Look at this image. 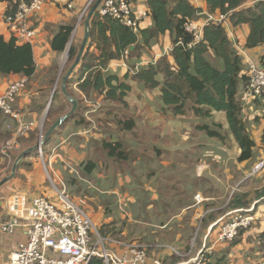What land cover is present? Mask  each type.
<instances>
[{
    "label": "trees",
    "instance_id": "1",
    "mask_svg": "<svg viewBox=\"0 0 264 264\" xmlns=\"http://www.w3.org/2000/svg\"><path fill=\"white\" fill-rule=\"evenodd\" d=\"M4 1L8 2L5 12L7 18L14 12L16 5L12 3V0ZM204 1L208 13L226 14L232 26L248 24L247 48L264 45V0ZM247 1H253V3L244 6ZM146 5L152 25L145 29L139 28L137 32L118 19L110 16L100 17L98 12L94 11L89 21L90 35L83 55L66 82L68 93L77 101L76 110L65 122L55 128L51 135L64 127L66 122H71L73 126L82 128L81 131H86L87 129L83 128L90 124L86 117L88 113L96 110L97 101L126 105V98L132 90V84L137 83L147 90L159 91L158 101L161 104V112L169 110L172 116H182L190 111L195 117L204 121L197 124L198 130L205 131L210 138L221 142H225L227 136L231 135L239 149L237 161L251 160L254 141L246 130L242 116V103L237 99L239 83L242 82L244 85L247 81L245 72L242 74L245 64L223 25L212 22L205 24L200 41L193 43V35L185 29L184 24L188 20L198 18L197 13L202 12L201 9L194 7L189 0H146ZM91 7L81 20L86 18ZM72 31V24L58 26L50 42L52 50L58 53L66 51ZM165 33H169L171 37L172 48L169 53L172 61L168 60L167 56H162L154 63L135 69L133 65L135 63L131 64V61L138 59L144 48H150L152 43ZM92 47L94 52L90 51ZM78 51L76 44L72 43L69 46L67 62L61 71L58 83L59 80L61 83V77L75 60ZM209 55L215 57L218 65L208 59ZM121 57H126L128 63V70L124 75L119 76L106 70L112 60ZM256 60L264 68V54ZM57 69L59 67L55 65L51 67V72L55 73ZM34 72L35 62L31 43L21 42L13 34L8 40L0 35V73L18 74L21 77L30 78ZM58 100L64 101L67 105L58 104ZM66 106L71 108V103L63 94L61 87L56 86L44 123L50 126L57 118L68 112L69 109L65 110ZM45 107L46 103L43 104L42 109L44 110ZM112 110L109 105L105 113L111 114ZM216 113L224 114L227 132H222L223 126L214 121ZM9 120H11L9 116L0 112L1 139L4 138L5 131L11 135V132L5 128ZM205 120H209L210 123ZM115 125L119 130L129 131L134 129L136 123L134 119L118 118L115 120ZM37 133L36 125L27 136L31 135L35 138ZM51 135L43 145L50 140ZM101 145L108 158L119 161L128 158L124 145L120 141L109 137L102 139ZM31 153L32 151L23 156L19 164L25 166L24 158ZM96 167L95 161L87 159L80 163L79 170L83 176H89ZM254 197L264 198V186L254 192ZM250 203L248 193L235 192L227 203L226 209L248 208ZM114 230L115 228L108 224L100 226L104 236L115 233ZM243 230L246 229H240L238 235ZM237 237L231 242L236 243ZM88 264H103V261L99 257H93Z\"/></svg>",
    "mask_w": 264,
    "mask_h": 264
},
{
    "label": "rangeland",
    "instance_id": "2",
    "mask_svg": "<svg viewBox=\"0 0 264 264\" xmlns=\"http://www.w3.org/2000/svg\"><path fill=\"white\" fill-rule=\"evenodd\" d=\"M131 7L133 9L132 4ZM208 59L218 65L213 55H209ZM66 62L59 71V77ZM244 72H246V66ZM137 86L140 85H137V83L132 85V88H136V91L128 94L126 105L110 101H97L95 104L96 110L88 113V117H86L90 124L83 129L89 130V133L83 135V139L80 138L81 140L78 144L82 146L76 149V158L71 159L62 156L63 158L60 159L56 155H64L56 148L52 140V136L58 130L51 135V139L47 144L41 146V153L39 149L34 152L32 151L30 155L24 158V164L26 165H22L19 171L18 169L16 170L12 177L14 179L10 180L7 184L4 183L12 190L11 194L16 192L29 195L47 194L55 199L52 190L53 184L58 188L66 190L70 199L79 205L90 217L99 235L104 237V244L110 247V243L105 237L123 241H129V239L124 236L115 235L116 233L104 236L100 231V225H103L104 222H107L110 226L112 222H116L115 224L122 229V232L127 234L131 227L133 229L131 236L138 238L141 236L140 229L148 230V233L151 230L159 232L160 230L155 225L166 222L171 216L183 209L188 202L187 199L190 198V194L201 187L199 180L192 175L193 169H190V166L194 162H196L198 171L202 168L199 167L202 165L201 163L207 162L206 171L208 172L206 175L211 178L213 184L218 183L223 178L218 171L220 170L218 166L223 158L220 154L222 150L220 147L223 146L218 141L210 138L203 130L196 129V136H194V140L191 139L194 135L193 124L195 122L200 124L204 121L195 117L190 111H187L182 116L172 117L173 119L170 117L172 114L169 110L162 112V115L159 114L160 112L157 113V106L155 104L157 99L154 91H144ZM58 87H60V80L57 84ZM59 103L66 104L62 100H58ZM253 103L255 102L252 101L250 104ZM109 105L113 109L111 114L105 113ZM67 107L65 110H70V106L69 108ZM100 115L104 119L98 121L97 118ZM118 118H122L123 120L134 119L136 126L133 130L129 131L119 130L115 125V120ZM147 118L150 120V132L147 131L146 125L149 123ZM218 120L222 121L220 115L215 117V121ZM41 121L38 123V126L41 125ZM205 122L210 123L209 120H205ZM244 122L248 131L247 119H244ZM164 124L166 125L165 131L162 130ZM176 124L178 127L176 131L182 137L177 132L168 133ZM48 127L47 124L43 123L41 133L44 134ZM79 129L82 128H78L77 131ZM222 132L224 131L222 130ZM158 133L160 135L165 133L169 142L165 137H158ZM154 134L156 137H153ZM39 135L40 129L38 128L34 144L38 141ZM173 135L174 137H172ZM9 136V133L7 134L5 131L3 141ZM109 137L123 143L128 155L127 159L119 161L107 157L106 151L102 148L101 140L108 139ZM172 143H175L176 146ZM191 144H194L193 148L186 149ZM225 145L226 147L228 146L227 155L233 156L234 150L231 149V143L227 141ZM23 150L24 148L11 150L13 152H11L13 158L11 161H8L7 158L0 159V168L2 166L4 168V172H0V180L11 173L15 158ZM159 150H162L163 154H158ZM209 157H212L210 161L208 160ZM50 158H52L51 161L49 160ZM87 159L95 161L97 167L91 175L83 176L79 170V165ZM181 164L184 165L183 168H180L182 167ZM254 165L255 163L244 168L245 174L243 171H240V175V172L234 174L235 166L232 165L231 161L228 162L227 171L234 178V182L241 181L240 186L235 187V189L239 187L240 190L245 184L247 192L252 193L254 182L246 184L243 178L248 170L249 172L251 171ZM28 175L31 176L32 181L28 179ZM73 180L74 182H72ZM206 182L207 184L209 183V181ZM112 191L117 192L119 196L110 193ZM201 193L207 192L202 191ZM150 194H154L156 197H149ZM134 207H138V213L133 211ZM105 208L106 210H104ZM125 212H128L129 217L132 219L131 221L123 218L122 215ZM188 213V211H185L183 215L186 216ZM178 222L179 219L175 220V218H172L167 223V229L163 230V232H170L169 229ZM251 226L255 227V223ZM195 232L196 226L191 232L192 236H194ZM164 234L161 232L159 237L162 238ZM166 234L169 235L168 233ZM200 234L201 232H199ZM171 248L179 251L178 244L174 240L162 244L160 250L163 252L171 251Z\"/></svg>",
    "mask_w": 264,
    "mask_h": 264
},
{
    "label": "crops",
    "instance_id": "3",
    "mask_svg": "<svg viewBox=\"0 0 264 264\" xmlns=\"http://www.w3.org/2000/svg\"><path fill=\"white\" fill-rule=\"evenodd\" d=\"M189 1L194 7L201 9V11H207V5L204 0ZM86 2L87 0H47V2L39 11L33 13L29 17L31 21V26L35 31V35L31 43V47L33 50V58L35 62V72L30 78H27L26 89L21 91L16 97V108L20 109V112L25 118L34 120L36 124H38L43 119L45 109L43 110L42 106L44 103H46L47 105L53 87L55 86L56 88L58 84V82L56 83V80L57 78H59V71L61 70V66L66 52L64 51L63 53H58L52 50L50 46L51 39L57 31L58 26L72 24L73 31L69 39L68 46L74 43L78 46V48L80 47L87 28L85 24V19H79V13L84 8ZM129 2L133 5V9L136 11L137 16L139 17V28H149L152 25V21L149 15V10L146 5V0H129ZM252 3L253 1H247L244 3V6L251 5ZM68 5H70L71 7H69ZM7 6L8 2L0 0V35H2L6 40H8L11 35L8 30V24L5 16ZM197 21H202V18L198 17ZM225 30L235 48L239 47L246 49L247 54L256 59L260 55L264 54V45L250 49L246 47V39L249 32L248 24L244 23L238 26H232V24H230L228 21L227 25L225 26ZM171 48L172 41L170 34L165 33L161 35L155 42H153L150 48H144L141 51L139 58L136 60H132L131 64L135 63L133 65H135V69H138L140 67L148 65L149 63H154L162 56H167L168 60L172 61V58L169 53L171 51ZM90 51L94 52V47H92ZM243 62L245 63L244 60ZM55 65H57L59 69H57V71L53 73L51 72V67ZM244 69L245 67L243 68L242 74H244ZM106 70L114 74H118L119 76L124 75L128 70V63L126 57H121L119 59L112 60L107 65ZM19 77L21 76H19L18 74L3 75L0 73V90L6 89V87L11 82L17 80ZM243 86L244 85L242 82L239 83L237 92V99L242 103ZM137 87L143 89L144 91H150L145 88H142L141 86ZM135 89L136 88H132L131 92H135ZM153 91L157 99L155 101V104L157 106V113L160 112L159 114H161L162 112L159 110L161 108V104L158 101L159 91ZM256 100L253 104L242 105L243 119H247V129L250 133L251 139L255 143L253 148V158L251 160L241 162L237 161L239 149L234 143L231 135L227 136L225 142H221L217 139L212 138L215 141H218L221 146L224 147H220V149H222L220 151V154L223 158L222 162L218 166V168L220 169L218 171L220 172V175L223 178L218 183L213 184L211 182V178L206 175V173L208 172L206 171L207 162H202V165L199 166L202 167L199 169L201 172L198 171L196 162H194L192 166H190V169H193V172L191 171L192 175L199 180L201 187L190 194V198L187 199L188 202L183 207V209H181L175 215L171 216L166 222H163L160 225H155L156 228L160 230L159 232L151 230V232L148 233V230L140 229L141 236L135 238L131 236L133 233V229L131 227L127 234L125 232H122V229L119 228L117 224H115L116 222H112L111 227H115V235L124 236L125 238L129 239L128 242L138 241L146 244L149 255L159 256L165 264H175L176 262L184 258L186 259L195 256L204 244L207 248H209L207 264H264V198L257 199L254 197V192L260 190L264 186V170L254 176H251L250 178H246L249 172L248 170L247 174L243 178V181L246 182V184L254 182V188L252 193L247 192V187L245 186V184L240 190L239 187L238 189H235V187L240 186L239 184L241 181L234 182V178H232L227 171L229 161H231L232 165L235 166V174L239 173L240 171H243L244 168H246L247 166H251L253 163H256L257 160L264 157V99ZM219 115L222 117L223 122L221 120H218L216 122H219L223 126V131L227 132L226 120L223 113H216L214 116V121L215 117ZM161 117L163 118V116ZM170 117L172 118L178 116ZM98 118L102 120L104 119L101 115L98 116ZM147 121H150L149 118H147ZM10 122H12V119L5 124V128L6 125ZM177 124L173 128H171L168 133H176V128H178ZM146 126L148 129L147 131L150 132V122ZM165 128L166 125L164 124L162 130L165 131ZM196 129L197 122L193 124L194 135L191 137V139L193 140L194 136H196ZM77 130L78 127L73 126L71 122H66L65 126L60 128L56 132V134L52 136V140L54 141L56 148H58L64 154H56L58 157H60V159L63 158L62 156L71 159L76 158L75 151H77L76 149L82 146L78 143L81 139H83V135L88 134L83 133V131H81L82 129H79V131ZM178 135L181 136L179 133ZM157 136L165 137L169 142V139L168 137H166L165 133H163L162 135L158 133ZM153 137H156V135L154 134ZM172 137H174V135ZM35 138H37L36 135ZM35 138L31 137V135L21 138L19 140V146L14 150H20L21 148H24L25 150L26 148L33 146ZM227 141L231 143V149L234 150L233 156L227 155L228 146L226 147L225 145ZM3 142V139L0 138V148ZM172 144L176 146L175 143ZM193 146L194 144H191L186 149H192ZM11 152L12 151H10V155L8 156V158L3 156L0 152V159L7 158L8 161L13 160V152ZM158 154H163V151L159 150ZM211 158L212 157H209L208 160L210 161ZM51 159L52 158H50L49 160L51 161ZM19 162H21V159ZM181 165L182 167L180 168H183L184 165ZM21 166L22 165L19 164L18 168L16 167L18 171L20 170ZM2 167L0 168V172H4V168ZM244 172L245 171H243V173ZM13 179L14 178L10 180ZM28 179L31 181L33 180L31 176H29ZM10 180L5 183H9ZM206 181H209V183L207 184ZM6 184L0 186V196L2 195V197H0L1 221L7 219L5 200L10 196L12 191L10 190V187H8ZM205 184H207V186H205ZM202 191L207 193L202 194ZM235 192L248 193V200L251 201L249 207H253V213L255 214V221L253 222L255 223V227L251 226V228L243 230L242 233L238 235L236 243H218L216 242V239L218 236L219 226H213V224L219 219H228L232 215L231 212L237 210L226 209L227 203ZM110 193L116 195L118 194L117 192L113 191ZM196 194H199L202 197L199 202L195 201L194 199V196ZM149 197H156V195L150 194ZM133 209V211L138 213V207H134ZM104 210H106V208ZM185 211L189 212L186 216L183 215ZM122 216L123 218L129 221L132 220L129 217L128 212H125ZM172 218H175V220L179 219V222L169 229L170 232H163V230L167 229V223ZM109 219L111 218L109 217ZM103 224L108 223L104 222ZM195 226L196 232L194 236H192L191 232ZM161 232L165 233L162 238L159 237V234ZM199 232H201L200 235ZM166 233H168L169 235H167ZM23 239L24 234L22 229H18L13 235H6L0 233V264H9V253L15 248L17 242ZM170 240H174L178 244L179 255L174 254L170 250L164 252L160 250L162 244L170 242ZM110 247L116 249L117 251H120L118 247L112 244H110ZM174 259L176 260L173 262Z\"/></svg>",
    "mask_w": 264,
    "mask_h": 264
},
{
    "label": "built area",
    "instance_id": "4",
    "mask_svg": "<svg viewBox=\"0 0 264 264\" xmlns=\"http://www.w3.org/2000/svg\"><path fill=\"white\" fill-rule=\"evenodd\" d=\"M96 0H87L79 13L80 20ZM47 0H12L16 5L14 12L6 18L10 34L21 42L32 43L35 31L29 17L39 11ZM71 7L70 5H68ZM100 17L110 16L137 32L139 17L132 9L129 0H101L95 9ZM197 18L185 22V29L192 33L193 43L201 39L202 28L207 23H228L226 14L198 12ZM237 53L245 61L247 81L242 89L243 103L250 104L255 99L264 98V68L257 60L247 54L246 49L236 48ZM27 78L19 77L6 89L0 90V112L9 116L12 122L6 125L11 135L3 142L0 152L3 156L19 146V139L38 124L25 118L16 108V97L25 89ZM41 126V125H40ZM40 126L38 128L40 129ZM89 133V130L83 131ZM41 153V148L39 149ZM264 169V157L257 160L246 178L258 174ZM53 195L22 192L12 193L5 200L7 219L0 220V233L13 235L18 229L23 230L24 239L17 242L8 255L9 264H88L93 257L102 259L103 264H165L159 256H151L147 245L138 241H123L105 237L120 251L104 244V237L84 210L70 199L66 190L53 184ZM199 202L202 197L194 196ZM56 202V204H55ZM253 207L241 208L231 212L226 220L219 219L214 224L219 226L216 242H231L238 236L240 229H248L255 221ZM171 251L179 255L173 248ZM209 248L204 244L193 257L184 258L175 264H207Z\"/></svg>",
    "mask_w": 264,
    "mask_h": 264
},
{
    "label": "water",
    "instance_id": "5",
    "mask_svg": "<svg viewBox=\"0 0 264 264\" xmlns=\"http://www.w3.org/2000/svg\"><path fill=\"white\" fill-rule=\"evenodd\" d=\"M100 1L101 0H96L94 2V4L92 5L90 11L88 12V14H87V16L85 18V24H86V28L87 29L85 31V35H84L83 40L81 42V45L79 47L78 54H77L75 60L73 61V63L69 66L68 70L61 77L60 87H61V90H62L63 94L67 98V100L71 103L70 110L68 112H66L64 115H62L59 118H57L54 122H52V124L49 126V128L46 130V132L44 134L41 133V130L43 128V123H44L45 118L47 116V113H48V110H49V107H50V104L52 102V99H53V96H54V92H55V89H56L55 86H54L53 89H52V91H51V93H50V97H49V100H48L47 105H46V108H45V113H44L43 119L41 121L40 135L38 137L39 138L38 141L36 142L35 145L26 148L25 150H23L22 152H20L18 154V156L16 157L15 161L13 162V165H12V168H11V173L8 176H6V177H4L3 179L0 180V186H2L5 182H7L8 180H10L14 176V174L16 172L17 164L20 161V159L23 156H25L27 153H29L31 151H35V150L40 149L41 146L47 140V138L51 135L52 131L55 128H57L59 125H61L63 122H65L66 119L68 118V116H70L76 110L77 101L73 97H71V95L68 93V91L66 89V82H67V79L70 77L71 73L73 72V70L76 68V66L79 64V62L81 60V57L83 55V52H84V49H85V45H86L87 39H88V37L90 35V29H89L90 23H89V21H90L91 16L94 13V11H95V9L98 6V4H99ZM69 46L67 47V50L65 52V56H64V60H63V63H62L61 68L64 66L65 62L67 61ZM130 49H132V47ZM58 79L59 78H57L56 83L58 82Z\"/></svg>",
    "mask_w": 264,
    "mask_h": 264
},
{
    "label": "clouds",
    "instance_id": "6",
    "mask_svg": "<svg viewBox=\"0 0 264 264\" xmlns=\"http://www.w3.org/2000/svg\"><path fill=\"white\" fill-rule=\"evenodd\" d=\"M203 12V11H202ZM207 12V11H206ZM245 64V63H244ZM246 66V65H245Z\"/></svg>",
    "mask_w": 264,
    "mask_h": 264
}]
</instances>
